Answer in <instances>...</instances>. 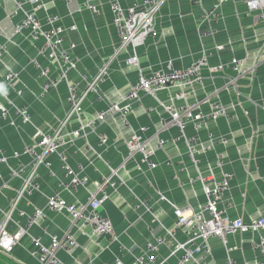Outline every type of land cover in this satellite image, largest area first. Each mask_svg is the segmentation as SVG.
I'll use <instances>...</instances> for the list:
<instances>
[{
  "label": "crops",
  "instance_id": "crops-1",
  "mask_svg": "<svg viewBox=\"0 0 264 264\" xmlns=\"http://www.w3.org/2000/svg\"><path fill=\"white\" fill-rule=\"evenodd\" d=\"M15 1L20 0H0V81L8 72L18 74L17 81L4 91L14 106L28 109L30 123H23L9 107V118L0 120V151L8 157L7 165H0V228L22 184L20 177L11 176L10 169L18 170L23 165L25 172L29 170L30 157L22 151L32 145L36 130L52 133L58 128L69 110L67 84L81 77L92 79L104 64L109 66L99 97H87L80 118L72 119L66 132H74L80 122L94 118L108 103L130 91L137 83L139 71L149 76L165 69L168 63L176 70L185 69L200 56L206 58L207 66L200 71L202 82L186 89V102H196L204 113L221 103L227 117L198 129L192 125L185 128V136L198 141L197 166L188 157L178 129L161 126L169 119L162 105L170 103L176 89L159 92L158 101L142 95L126 122L118 116L108 117L97 127L85 130L62 152L71 167H82L88 178L86 188L74 193L62 190L63 172L57 156H51L48 160L54 176L47 168H39V191L17 203L6 230L16 236L26 228L27 217L35 209L45 210L47 199L55 192L61 191V197L69 204H86L89 195L96 191L94 184L106 180L122 183L114 188L107 184L108 198L101 208L112 223L116 241L97 235L68 214L45 212L46 218L19 237L10 255L0 251V264H38L31 256V238H39L48 246L51 236L71 237L75 242L69 254H57L62 264H113L116 259L134 264L139 249L161 238L169 240L167 231L176 222L171 205L188 213L205 204L201 183L189 184L198 172L215 179L230 175L221 204H229L226 215L230 219L250 222L264 218V10L249 12L243 0L222 4L214 0H168L157 16L155 34L147 37L135 53L131 49L118 53L120 39L109 8L112 0H100L96 14L84 7V0H42L39 11H35L33 3L25 4V12L34 14L43 29H48L49 17H58L56 26L64 30L63 46L75 45L77 68L66 81L43 93V79L31 61L35 59L41 68L49 69L51 79H56L58 70L54 63L38 55L43 40L33 41L29 31L14 32L22 17L21 12L13 16ZM117 1L129 7L135 0ZM133 54L136 63L130 64L127 60ZM232 60L239 63L238 73L230 70ZM219 65L224 67L221 71L212 70ZM5 103L0 96V104ZM172 104L178 107L184 102ZM142 128L145 130L141 135L150 148L163 142L154 151L153 169L142 164L139 155H130L124 144ZM99 136H105L109 144L99 146ZM209 137L215 142H210ZM114 139L119 140L117 145H112ZM15 152L20 154L18 158L13 157ZM219 157L222 168L216 167ZM141 202L148 205L151 213ZM261 239L264 240V230L230 235L226 246L220 239L211 238L206 264H230L228 260L232 264H264V255L253 248ZM175 240L186 241L182 229L176 231ZM168 256L164 247L158 248L157 259L174 264L177 256Z\"/></svg>",
  "mask_w": 264,
  "mask_h": 264
},
{
  "label": "built area",
  "instance_id": "built-area-1",
  "mask_svg": "<svg viewBox=\"0 0 264 264\" xmlns=\"http://www.w3.org/2000/svg\"><path fill=\"white\" fill-rule=\"evenodd\" d=\"M53 1V0H52ZM66 1V0H64ZM100 0H84V7L92 13H97L96 4ZM168 0H135L129 7H123L119 1L112 0L109 8L112 15V25L116 29L120 46L118 53L131 49L135 53V49L142 46L147 37L155 34V23L157 16ZM217 4H222L228 0H214ZM236 1V0H231ZM249 12H262L264 10V0H243ZM33 3L35 11L41 9L42 0H20L15 1V10L13 16L19 12L22 13L21 20L14 27L15 33L29 31L33 41L43 40V45L38 51L39 56L46 57L50 62L54 63L58 70L56 79H51L49 69L41 68L38 62L34 59L31 61L36 69L39 70V77L43 79L42 91L46 93L50 89H55L59 83L67 80L68 74L77 68V59L73 55L75 49L74 44L64 47V30L57 27L58 17L51 16L47 19L48 29H43L42 25L34 14L27 13L23 9L25 4ZM214 10V9H213ZM210 16V15H209ZM71 27L70 30H74ZM1 57V51H0ZM130 64L136 63L134 54L127 60ZM108 64H104L96 73V75L88 80L81 77L79 81L67 84L69 110L59 124L58 128L52 133H44L36 130L33 143L23 149L22 154L30 157L29 170L25 172V167L20 165L18 170L10 169L12 177H20L22 184L17 191L15 198L12 200L11 211L6 215L0 228V251L6 255H10L19 237L27 234L28 230L35 224L46 218L45 212L65 213L73 220L80 222L83 227H90L97 235L107 237L111 241H116L113 226L109 218L104 216L101 208L108 198L106 186L109 184L114 188L118 182H109L104 180L101 183H95V193L90 194L86 204L74 205L67 203L61 197V191L55 192L47 199L45 210L35 209L31 215L27 217L25 229H21L19 233L11 235L6 230L7 222L9 221L12 212L17 203L25 196L33 192L39 191L38 170L40 167H45L50 170L49 158L56 155L60 164V169L63 172L64 181L61 186L62 190L76 192L79 189H85L88 184V178L83 173L81 166L73 168L67 162L62 150L72 146L75 140L87 129H93L102 123L108 117H120L123 121L127 119L132 107L137 105L142 95L152 97L157 100V94L161 91L176 89V96L170 99L169 104H163V111L169 116L167 121H163L161 126H175L180 134V139L184 142L187 155L194 166H197L195 155L198 152V141L196 137L187 138L185 136V128L192 125L194 129H198L205 123L215 121L222 117H227L226 108L221 103L213 105L208 113H204L196 102H186V89L202 82L200 71L207 66V61L204 56L195 59L190 66L185 69L176 70L172 68L170 63L165 69H160L152 72L149 76H145L142 72L138 73V80L134 87L125 94L118 96L116 102H110L105 109L96 114V116L85 122H80L77 129L72 132H66V127L72 119H79L82 113V105L89 95L99 97V87L105 82ZM230 70L239 72V63L232 60ZM224 67L219 65L212 68L213 71H221ZM18 79V74L8 72L0 81V96L6 100L5 104H0V120L9 118V108H12L16 117L21 118L23 123H30L29 111L25 106H14L8 99L7 93L4 91L6 87L12 86ZM19 93V92H18ZM158 101V100H157ZM183 101L184 104L174 107L172 102ZM159 104H161L159 102ZM9 107V108H8ZM264 111V108H263ZM126 122V121H125ZM145 129H140L138 133H134L127 139L124 144L130 155H139L142 164L149 169L155 167L152 159L154 151L159 150L163 142L159 141L155 149L150 148L142 137ZM210 142H215L212 137H209ZM119 140L114 139L112 145H117ZM109 140L105 136L98 137V145L106 146ZM19 153H14L13 157L18 158ZM8 157L4 151H0V165H7ZM223 161L219 157L216 161V167L222 168ZM50 175L54 173L50 170ZM230 175L223 174L220 179L206 177L200 172L196 179H190L189 184H194L196 181L201 183L203 194L206 198L205 204L195 212H188L173 207V213L176 218L173 229L167 231L169 240L158 239L154 244H147L139 249L134 257V264H165L166 260L160 261L156 257V252L159 247H164L168 251V258L177 256L174 264H206L205 257L208 255V241L211 238H218L226 246V239L230 235L240 234H255L264 230V218H259L250 222H245L241 219H230L226 215L227 209L230 207L223 203L224 193L229 188ZM144 208L151 213V209L145 202H141ZM182 229L186 234V241L183 243L175 240L176 231ZM34 244V249L31 251V256L38 264H62L57 257L59 252L69 254L74 247L75 242L71 237L58 238L57 236L50 237V244L43 245L39 238H31ZM175 243V245L173 244ZM255 251L264 255V240L261 239L253 245ZM231 250H227L230 253ZM228 263L232 264L230 260ZM93 264V263H90ZM113 264H123L121 259H116Z\"/></svg>",
  "mask_w": 264,
  "mask_h": 264
}]
</instances>
